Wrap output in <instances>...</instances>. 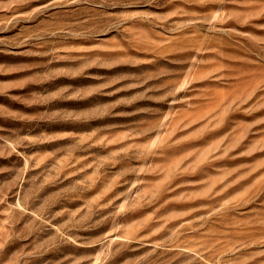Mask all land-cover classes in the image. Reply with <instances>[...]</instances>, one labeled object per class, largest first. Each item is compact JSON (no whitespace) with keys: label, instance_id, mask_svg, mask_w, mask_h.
<instances>
[{"label":"rangeland","instance_id":"rangeland-1","mask_svg":"<svg viewBox=\"0 0 264 264\" xmlns=\"http://www.w3.org/2000/svg\"><path fill=\"white\" fill-rule=\"evenodd\" d=\"M0 264H264V0H0Z\"/></svg>","mask_w":264,"mask_h":264}]
</instances>
